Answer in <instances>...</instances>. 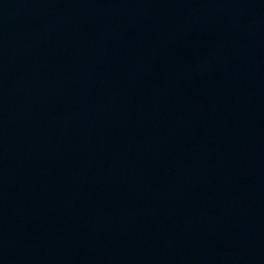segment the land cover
<instances>
[{
    "label": "water",
    "instance_id": "1",
    "mask_svg": "<svg viewBox=\"0 0 264 264\" xmlns=\"http://www.w3.org/2000/svg\"><path fill=\"white\" fill-rule=\"evenodd\" d=\"M0 264H264V0H0Z\"/></svg>",
    "mask_w": 264,
    "mask_h": 264
}]
</instances>
